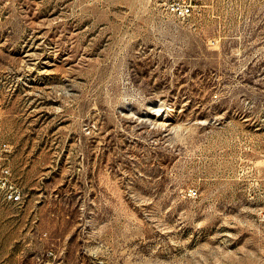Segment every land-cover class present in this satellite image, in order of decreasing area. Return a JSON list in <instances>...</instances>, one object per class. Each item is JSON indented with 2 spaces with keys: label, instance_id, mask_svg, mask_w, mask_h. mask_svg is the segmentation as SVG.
I'll return each instance as SVG.
<instances>
[{
  "label": "rangeland",
  "instance_id": "obj_1",
  "mask_svg": "<svg viewBox=\"0 0 264 264\" xmlns=\"http://www.w3.org/2000/svg\"><path fill=\"white\" fill-rule=\"evenodd\" d=\"M193 4L0 0V264H264V0Z\"/></svg>",
  "mask_w": 264,
  "mask_h": 264
},
{
  "label": "built area",
  "instance_id": "obj_2",
  "mask_svg": "<svg viewBox=\"0 0 264 264\" xmlns=\"http://www.w3.org/2000/svg\"><path fill=\"white\" fill-rule=\"evenodd\" d=\"M162 5L171 13L175 18L186 19L192 15L194 4L193 0H162ZM195 193L193 190H190V194ZM8 199L11 202L20 201V196L11 191L8 194Z\"/></svg>",
  "mask_w": 264,
  "mask_h": 264
}]
</instances>
